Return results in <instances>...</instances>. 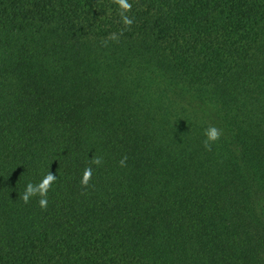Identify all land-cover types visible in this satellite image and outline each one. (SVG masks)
I'll return each instance as SVG.
<instances>
[{
  "label": "trees",
  "instance_id": "trees-1",
  "mask_svg": "<svg viewBox=\"0 0 264 264\" xmlns=\"http://www.w3.org/2000/svg\"><path fill=\"white\" fill-rule=\"evenodd\" d=\"M126 2L0 0V264H264V0Z\"/></svg>",
  "mask_w": 264,
  "mask_h": 264
},
{
  "label": "clouds",
  "instance_id": "clouds-1",
  "mask_svg": "<svg viewBox=\"0 0 264 264\" xmlns=\"http://www.w3.org/2000/svg\"><path fill=\"white\" fill-rule=\"evenodd\" d=\"M120 9H122L123 11H127L128 9H130L131 5L129 3L126 2V0H117ZM122 20L123 23L125 25H129L131 24V20L127 17V16H122ZM205 139L203 141L204 146L208 147L210 144L214 143L218 138H219V132L215 127H209L206 132H205ZM125 159H121L120 164L124 165L125 163ZM100 158L97 157L95 158L92 163L93 164H99ZM92 175V169L86 168L84 170L82 179H81V183L82 185H87L88 180L91 178ZM56 179L55 175L51 172H49L42 180L39 184L37 185H33L31 183H28L25 186L24 192L21 195V199L24 203H27L29 201V199L33 196L39 195L40 199L38 201L39 206L41 208H44L47 206V191L49 189V186L52 182H54Z\"/></svg>",
  "mask_w": 264,
  "mask_h": 264
}]
</instances>
